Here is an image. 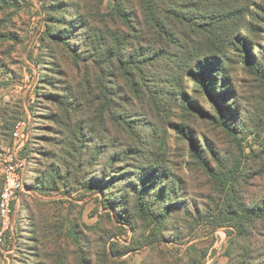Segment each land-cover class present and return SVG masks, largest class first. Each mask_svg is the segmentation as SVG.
Returning <instances> with one entry per match:
<instances>
[{
	"label": "rangeland",
	"instance_id": "1",
	"mask_svg": "<svg viewBox=\"0 0 264 264\" xmlns=\"http://www.w3.org/2000/svg\"><path fill=\"white\" fill-rule=\"evenodd\" d=\"M78 2L98 28L102 19L106 20L102 15H107L113 0H0V153L12 150V130L17 122L25 121L26 140L18 152L24 162L25 182L35 185L36 179H41L50 188L46 193L30 190V194L23 195L26 208L16 213L17 234L20 231L25 237L28 225H32L38 257H31V244L27 243L23 252L8 256L10 264H33L35 260L44 264H163L184 259L189 246L199 250L195 257L202 264H226L224 251L232 233L228 211L264 201V20L256 22L259 28L251 34L259 47L254 54L260 73L252 74L240 58L231 57L229 70L234 87L230 88L236 93V99L228 102L233 107L227 112L234 117L231 132L211 118L185 114L182 103L176 101L167 108L173 115L171 120L157 117L152 111L147 113L150 116L139 118L142 122L138 123L137 140L147 144L142 151L144 157L161 163L175 175L182 190L177 187L179 198L162 199L153 192L152 200L146 198L152 201L147 214L136 210L137 197L130 191L124 212L126 224H121L113 210L104 207L107 196L84 185L94 159L122 154V144L129 140L123 136L121 123L112 122L103 108L102 89L96 85H109L108 78L100 77L89 57L76 69L68 48H77L80 57L86 56L82 45L74 40L70 46L43 40L48 21L58 34L71 28L66 23L77 15L74 6ZM45 8L52 12L47 15ZM76 33L71 30L66 35L73 37ZM76 40L83 41L79 37ZM85 79L91 84L90 90ZM183 82L185 93L193 95L215 117L212 107L193 93V82ZM90 101L93 113L87 110ZM111 104L117 117L127 112L120 100L114 99ZM133 107L139 105L133 102ZM178 122L192 131L197 144L204 145L203 156L210 170L193 157L187 136L174 126ZM85 127L90 128L85 131ZM146 133L148 136L143 137ZM86 143L91 145L87 157L77 152ZM141 156L133 153L130 163H137ZM124 164L128 165L118 163L121 169ZM53 168L60 178L56 176L57 183L51 185L50 178L54 179L55 174L49 171ZM92 171L93 178L109 179L111 175L100 163ZM1 185L0 176V190ZM115 185L112 194L122 189L120 182ZM177 199L183 204H177L163 220V203ZM161 238L166 242L150 243ZM110 247L123 255L111 256Z\"/></svg>",
	"mask_w": 264,
	"mask_h": 264
},
{
	"label": "trees",
	"instance_id": "2",
	"mask_svg": "<svg viewBox=\"0 0 264 264\" xmlns=\"http://www.w3.org/2000/svg\"><path fill=\"white\" fill-rule=\"evenodd\" d=\"M109 7L107 15H102L106 20L102 19V26L97 28L90 22L84 7L78 2L74 6L77 15L66 23V26L70 25L71 28L68 31L62 29V34L60 31L58 34L48 21L43 40L67 46L74 40L77 45H82L83 54L86 56L80 57L81 52L77 51V48L73 51L66 46L73 54L76 69L79 70L80 63L85 64L89 57L93 67L99 69L100 77L108 78L109 85H96L102 89L100 97L105 100L103 108L106 107L112 122L121 123L123 136L127 135L129 140L127 138L125 145L122 144L125 147L122 154L109 155L106 160L97 156L90 164L89 179L87 172L82 171L83 169L80 171L86 174L87 181L85 180L84 185L92 186L103 196H107L108 201L104 207L112 209L115 219L121 224H126L124 212L130 191L137 197L134 200L136 210L147 214V207L152 201L149 202L146 198L151 199L153 192L162 199L179 198L177 187L182 190L175 175L169 173L161 163L147 161L144 157L142 151L147 144L137 140L138 123L142 122L139 118L150 116L147 113L152 111L157 117L171 120L173 115L169 114L167 108L171 107V102L176 101L182 103L185 114L201 119L211 118L226 132H231L230 124L234 117L227 114L228 111H233L228 102L231 98L236 99V93L230 88L234 85L229 64L231 57L240 58L241 64L252 74L260 73L258 57L254 54L259 47L253 43L251 34L259 28L256 22L264 20V0H113ZM45 11L48 15L52 9L45 8ZM62 13L71 17L65 11ZM247 18H251L250 23H247ZM71 30L77 33L68 37L66 32L70 33ZM242 31H245L243 35ZM77 37L83 39L82 43L76 40ZM101 44H104L105 48H101ZM101 61L105 65H100ZM106 68L108 72L105 71ZM84 69L86 70V67ZM184 80L193 82V93H197L212 107L216 112L215 117L211 116L198 99L185 93ZM84 83L87 90H90L89 80L85 79ZM95 96L98 99L97 95ZM114 99L120 100V103L127 107V112L118 117L114 114L115 109L111 104ZM133 102L139 105L137 109H134ZM92 103L93 101L88 103L89 113H93ZM174 124L178 133L187 136L186 139L193 148V157L202 167L210 170L203 156L204 145L197 144L192 131L184 123ZM88 128L90 127H85V131H88ZM147 134L143 137L148 136ZM83 137L85 141L87 138L82 135ZM83 144L82 146L86 147L77 152L87 157L91 145ZM133 153L142 154L135 164L130 163ZM123 162L128 165L124 164L121 169L118 163ZM98 163L105 167V171L109 170V179L105 175L104 179L93 178L92 169H95ZM71 169L78 173L75 167ZM116 169H121V172H116ZM52 170L49 172H54L55 177L50 178V183L54 185L57 183L56 176L60 177L54 168ZM36 180L38 181L35 185L27 184L30 190L46 193L50 189L41 179ZM118 182L122 189L112 194L111 190L116 189L114 186H117L115 184ZM182 202L184 201L180 203L178 199L164 202L163 220L177 204H183ZM25 208L24 201H21L18 213L23 212ZM228 214L232 216L228 219L232 233L224 251L226 264H264V201L252 206L242 204L236 210L230 209ZM27 228L25 237H21L20 231L18 234L17 230L15 232L18 239L16 252H23L27 243L31 244L30 255L36 259L38 253L33 247V243L36 244L33 237L35 231L32 225ZM155 241L166 242L161 238L153 239L150 243ZM185 252L184 259H171V262L163 264H202L195 257V252L199 253L196 247L189 246ZM109 253L114 257L123 255L113 251L111 247ZM204 257L205 252H202L201 258ZM33 264L44 263L35 260Z\"/></svg>",
	"mask_w": 264,
	"mask_h": 264
},
{
	"label": "built area",
	"instance_id": "3",
	"mask_svg": "<svg viewBox=\"0 0 264 264\" xmlns=\"http://www.w3.org/2000/svg\"><path fill=\"white\" fill-rule=\"evenodd\" d=\"M11 137L14 142L12 150L0 153V256L3 252L4 236L11 232L14 226V211L23 195L30 194L23 174L24 162L18 157V152L26 140L25 121L16 123Z\"/></svg>",
	"mask_w": 264,
	"mask_h": 264
},
{
	"label": "crops",
	"instance_id": "4",
	"mask_svg": "<svg viewBox=\"0 0 264 264\" xmlns=\"http://www.w3.org/2000/svg\"><path fill=\"white\" fill-rule=\"evenodd\" d=\"M21 201H22V199H21ZM21 201H20V203H21ZM19 207H20V204L16 207V209L14 211V215H13L14 226H13L12 231L9 233H6L4 236V243H3V247H2L3 252L1 253V256H0V264H10L8 256L12 255L16 252V243H17L16 233H15L16 227H17L16 213H17V210L19 209ZM7 242H8V245H7Z\"/></svg>",
	"mask_w": 264,
	"mask_h": 264
}]
</instances>
